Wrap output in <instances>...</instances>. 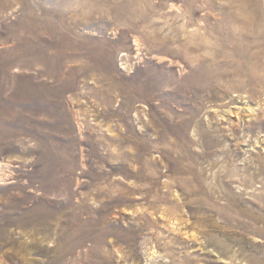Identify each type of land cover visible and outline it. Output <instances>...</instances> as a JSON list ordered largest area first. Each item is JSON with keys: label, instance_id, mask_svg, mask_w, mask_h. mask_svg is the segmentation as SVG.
<instances>
[{"label": "rangeland", "instance_id": "1", "mask_svg": "<svg viewBox=\"0 0 264 264\" xmlns=\"http://www.w3.org/2000/svg\"><path fill=\"white\" fill-rule=\"evenodd\" d=\"M0 264H264V0H0Z\"/></svg>", "mask_w": 264, "mask_h": 264}]
</instances>
